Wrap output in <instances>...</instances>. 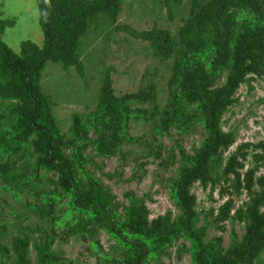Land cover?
<instances>
[{"label":"rangeland","instance_id":"obj_1","mask_svg":"<svg viewBox=\"0 0 264 264\" xmlns=\"http://www.w3.org/2000/svg\"><path fill=\"white\" fill-rule=\"evenodd\" d=\"M73 1L81 10L107 7L86 12L72 62L50 60L31 74L45 106L41 122L54 130L74 179L70 191L59 169L41 163L40 136L25 131L30 99L3 89L5 80L17 84L16 73L0 66V264H264V243L250 244L247 218L255 198L264 215V67L230 97L220 125L234 142L212 157L211 181L191 187L201 242L184 232L175 198L180 172L210 139L201 106L186 97L184 72L202 67L213 74L210 90L225 87L231 61L216 69L219 26L231 53L241 33L264 28V0ZM0 20L13 22L1 40L16 55L23 42L43 46L37 0H0ZM231 156L243 166V186L252 173L250 190L224 175ZM78 193L94 203H80ZM138 203L147 212L145 254L125 228Z\"/></svg>","mask_w":264,"mask_h":264},{"label":"trees","instance_id":"obj_2","mask_svg":"<svg viewBox=\"0 0 264 264\" xmlns=\"http://www.w3.org/2000/svg\"><path fill=\"white\" fill-rule=\"evenodd\" d=\"M120 1V0H115ZM41 15V25L44 35L43 46L40 48L31 42H23L20 45V53L16 55L1 40L2 30L10 27L13 22L0 20V66L8 71L16 73L15 82L5 80L4 90H10L13 97L21 99L26 95L30 99L29 111L25 122V131L35 132L40 136L42 144L41 163L47 167L57 168L62 174V186L66 191L75 187L74 179L64 162L57 153L55 147L54 130L41 122L45 106L38 88L31 80V74L38 73L47 61L57 62L65 60L72 62L75 59V51L78 39L85 31V14L88 11H102L107 6H95L81 10L73 0H37ZM76 28V30H74ZM231 37L219 26V43L217 50L216 69L225 66L231 61V74L227 85L220 89L210 90L213 74L205 73L202 67L197 66L193 73L184 72L186 82V97L191 104L201 106L205 118L206 128L210 135L209 144L199 153L195 166L190 170H182L175 184V198L183 212V230L192 239L201 242L205 233L203 229H196V198L191 193V187L195 183L206 185L211 181L210 163L218 152L227 151L234 140L230 134H225L221 129V117L230 104V97L237 89L245 76L258 73L261 66L264 67V28H255L241 33L230 51ZM222 64V65H221ZM212 71V70H211ZM10 83V84H9ZM10 88V89H9ZM105 89V97L110 99V91ZM129 100V98H126ZM77 120V118H75ZM116 136L108 140L107 154H113ZM100 147V146H99ZM242 164L236 156H231L224 168V175H231L235 179L237 190L244 187L250 190L252 186V173L246 176L245 185H242L240 170ZM80 203L93 204L94 197L78 193ZM263 204L260 198L252 200L251 208L247 212L249 228L248 240L253 246L258 242L264 243V215L260 213ZM230 203L222 209L224 218L230 212ZM101 209V208H100ZM147 212L143 204H133L127 211L125 228L134 238L130 242L138 246L145 254L146 244L142 239L149 233ZM155 229L158 228L157 224ZM260 233L259 236L256 234ZM256 235V236H255ZM239 259L245 258L247 253L243 250L235 252ZM199 263L204 264L199 258ZM140 264V263H138ZM217 264H229L223 258Z\"/></svg>","mask_w":264,"mask_h":264}]
</instances>
